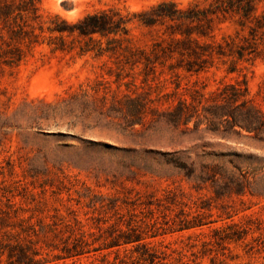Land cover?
Listing matches in <instances>:
<instances>
[{
    "label": "trees",
    "instance_id": "1",
    "mask_svg": "<svg viewBox=\"0 0 264 264\" xmlns=\"http://www.w3.org/2000/svg\"><path fill=\"white\" fill-rule=\"evenodd\" d=\"M40 1L0 0L2 68H18L34 48L42 45L53 52L78 51L97 59L107 58L113 66L107 67L106 74L132 93L113 95L106 110L108 99L104 96L99 116L114 124L119 121L116 125L123 132H138L137 127H141L157 133L165 126L172 133L171 142L203 130L217 135H245L264 143V107L250 96L246 79L226 83L208 94L205 87L195 88L190 98L182 96L176 102L171 99L177 92L154 97L151 86L162 75H199L219 62L227 66L228 73H241L245 64L264 61V12L259 13L264 0L193 1L187 6L163 0L135 12L108 6L76 21L56 13L44 16ZM227 21H235L240 31L217 41L215 32ZM134 28L146 29L152 36L149 47L136 43ZM245 30L248 34H241ZM174 84L176 89L180 87L178 81ZM139 89L143 91L138 93ZM165 103L168 106L162 108ZM126 154L136 155L143 162L130 164L127 179L149 176L173 184L186 181L198 193L211 191L216 200L248 195L264 200V165L242 166L220 156L196 161L186 157L183 150L151 148ZM132 191L105 196L90 192L85 206L91 212H86L83 219L79 208L72 206L66 214L55 209L54 214L45 215V202L34 194L26 190L14 194L1 188L0 264L68 260L76 264L83 257L94 258L98 264H171L176 250L164 244L163 249H157L152 239L219 221L213 219L211 203L202 197L193 200L181 189H166L161 197H143L140 192L132 196ZM18 195L22 200L17 202ZM80 203L78 200L77 205ZM226 213L231 219V213ZM254 223L251 218L247 226L226 222L212 229L209 240L189 235L186 247L194 259L179 258L175 264H203L197 260L205 258L210 264H226L230 244L261 231V223L253 230L250 225ZM263 243L261 240L258 246ZM255 248L251 246L248 252Z\"/></svg>",
    "mask_w": 264,
    "mask_h": 264
},
{
    "label": "rangeland",
    "instance_id": "2",
    "mask_svg": "<svg viewBox=\"0 0 264 264\" xmlns=\"http://www.w3.org/2000/svg\"><path fill=\"white\" fill-rule=\"evenodd\" d=\"M161 1L41 0L39 8L44 16L56 13L69 21H76L88 12L108 6H115L123 12H135ZM174 1L187 6L193 1L206 3L207 0ZM263 12L264 3L259 5V13ZM237 31L240 27L235 21H227L216 30L215 39L220 41L223 36H235ZM133 34L140 46L151 45L153 38L146 29L134 28ZM241 34H248V31H241ZM108 66L113 65L107 58L97 59L93 54L81 55L78 51L53 52L47 45L34 48L25 62L14 70L0 66V189L5 188L14 194H23L25 190L34 194L45 202V215L54 214L55 209L66 214L67 208L72 206L79 208L83 219L86 212H91L85 206L90 192L105 196L133 189L132 196L140 192L143 197L150 194L161 197L166 189H181L193 200L202 197L207 204L211 203L213 219L219 221L152 239L151 243L157 249H163L164 244L176 250L171 256V264L179 258L191 262L194 259L186 247L189 235H201L202 240H209L213 228L231 221L247 226L249 218L255 222L250 225L253 230H256L257 223H261V231L250 233L238 244H230L226 264H264V243L258 246L261 240L264 241V200L249 195L216 200L211 191L198 193L186 181L173 184L149 176H140L139 181L132 176L127 179L130 164L142 161L137 160L136 155L126 154L151 148L183 150L186 157L196 161H210L220 156L232 158L242 166H263L264 143L245 135H217L203 130L171 142L172 133L165 126H161L157 133L145 132L141 127H137L138 132H123L116 125L119 121L114 124L99 116L105 103L104 96L108 99L106 110L113 95L122 97L132 93L116 83L114 76L106 74ZM245 66L241 73H228L227 66L219 62L199 75L180 72V77L176 78L165 74L151 83L153 96L177 92V96L171 99L176 102L182 96L190 98L189 94L195 88L205 87L208 94L226 83L246 79L250 96L264 107V61L257 60ZM138 78L140 85L141 78ZM175 81L180 83L178 89ZM142 91L139 89L138 93ZM160 106L164 108L168 104ZM21 200L19 195L15 198L17 202ZM228 211L231 219H227ZM251 246L256 248L249 253ZM197 261L210 264L208 258ZM92 262L99 263L94 258L76 260V264ZM71 263L68 260L52 264Z\"/></svg>",
    "mask_w": 264,
    "mask_h": 264
}]
</instances>
